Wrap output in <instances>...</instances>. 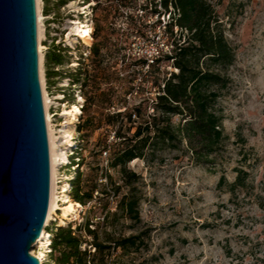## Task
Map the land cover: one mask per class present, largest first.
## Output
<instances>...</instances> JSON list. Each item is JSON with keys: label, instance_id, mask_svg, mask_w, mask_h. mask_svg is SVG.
<instances>
[{"label": "rangeland", "instance_id": "374dc122", "mask_svg": "<svg viewBox=\"0 0 264 264\" xmlns=\"http://www.w3.org/2000/svg\"><path fill=\"white\" fill-rule=\"evenodd\" d=\"M149 1L102 0L95 12L99 53L81 85L86 104L79 121L86 127L81 131L76 128L84 140L79 151L84 160L80 184L83 191L93 189V198L73 220H77L76 225L86 219L93 221V226L98 224L101 238L104 232L113 237L139 235L140 251L121 255L118 249L111 253V260L125 264L145 259L155 264H264V0H207L235 53L234 63L227 70L231 83L218 100L224 133L229 137L220 158L227 181L234 180L235 167L248 172L245 186L233 191L227 186L217 187L220 170H207L178 150L158 151L153 160L128 162L126 169L135 178H125L119 167L109 166L120 141L129 139L142 120L130 114L140 106L142 114L158 115L154 103L161 83L169 72L176 71L165 61L157 72L143 75L126 67L125 76H117L118 55L113 44L125 37L108 26V19L121 13L118 3L130 8ZM44 4L50 10V0H44ZM53 43L42 50L44 71ZM69 54L62 52L63 63L53 67L57 75L50 78V83L46 80L55 91L65 76L77 74L68 69ZM134 74L141 81L133 84ZM75 81L79 86L81 81ZM119 110L123 117L109 121L108 116ZM173 122L178 118L173 117ZM115 132L124 138H118ZM238 134L246 140L244 146L236 141ZM105 149L107 155L103 156ZM130 189L139 197L137 222L112 217L118 200ZM54 224L49 223L51 230ZM45 260L54 264L50 257Z\"/></svg>", "mask_w": 264, "mask_h": 264}, {"label": "trees", "instance_id": "16d2710c", "mask_svg": "<svg viewBox=\"0 0 264 264\" xmlns=\"http://www.w3.org/2000/svg\"><path fill=\"white\" fill-rule=\"evenodd\" d=\"M161 2L164 7L171 5L178 12L175 22L179 28L187 31V34L183 35L184 41L181 42L182 32L174 35L171 26L167 27L176 49L174 54L166 59L172 60L171 66L176 71L169 72L168 77L161 83L163 86L161 93L156 96L154 103V110L159 114H142L138 106L130 115L139 116L142 120L135 126L131 137L125 139L115 132L118 138L124 139L118 144L119 147L109 166L119 167L125 178H135L136 175L126 169L128 162L146 158L153 160L158 151L178 150L207 170L213 172L220 170L217 187L227 186L230 191L243 187L248 172L242 167H235L233 168L235 178L228 182L220 162L229 137L224 133L223 115L218 107V100L231 83L227 70L234 63V50L225 40L222 23L207 0H161ZM97 30L96 26V34ZM93 49L97 55L98 48L95 44ZM57 50L52 47L46 55L45 75L48 82L51 77L57 75L53 67L63 63L62 55ZM130 115L128 120L131 121ZM108 117L111 121L123 116L116 113ZM173 117L178 118L177 123L173 122ZM83 127H86L85 123L76 125L78 131ZM236 141L242 146L246 143L240 134ZM117 191L118 187L116 193ZM69 197L81 205L93 198V189L83 191L80 173L70 182ZM138 206L139 197L136 190L130 189L118 200L117 211L112 213V217L137 222L140 220ZM92 224L90 219H86L82 224H75L74 229L72 223L52 230L50 260L54 264H125L115 259L111 260V253L118 249L121 255L140 251L142 240L139 235L113 237L111 233L104 232V237L101 238L98 224L91 228ZM82 244H85L83 248ZM130 264L155 262L152 259H145Z\"/></svg>", "mask_w": 264, "mask_h": 264}, {"label": "water", "instance_id": "95a60500", "mask_svg": "<svg viewBox=\"0 0 264 264\" xmlns=\"http://www.w3.org/2000/svg\"><path fill=\"white\" fill-rule=\"evenodd\" d=\"M49 205L36 0H0V264H39Z\"/></svg>", "mask_w": 264, "mask_h": 264}, {"label": "built area", "instance_id": "2783aa9c", "mask_svg": "<svg viewBox=\"0 0 264 264\" xmlns=\"http://www.w3.org/2000/svg\"><path fill=\"white\" fill-rule=\"evenodd\" d=\"M101 3L102 0H50L49 10L44 4V0H40L43 34L40 42L43 44V51L46 49L47 44L49 45L55 40L53 47L58 49L57 52H60V54L63 51H67L68 54L70 53L71 61L68 63V69L73 70L74 74L77 73L74 77L65 76L63 81L58 84V90L55 91L53 87L46 84L47 79L43 68V104L45 97L50 127L55 134L58 148L63 149L66 158L64 161L56 164L58 173L55 177V184L56 196L58 198L57 203L59 204L62 203L61 199L65 185L67 182L70 184L71 180L82 171L84 164V160L79 154L84 140L80 133L77 132L76 125L80 123L79 120L86 104V97L82 92L81 85L86 82V74H88L90 68L93 66V59L96 55L93 49L96 41L94 15H96L95 12ZM75 6L79 7L75 8ZM130 8L127 5H120L118 3L117 10L122 9L121 13L117 15L114 13L109 17L107 22L108 26L119 32L120 36L125 37L123 40L114 41L113 44L114 52L118 55L117 65L119 69L117 76L119 77L125 76L127 72L124 69L126 67L136 69L145 75L153 69L159 71L165 61L172 62V60H167L166 58L174 54L176 46L173 38H171V32H168V26H171L174 35L182 32L181 42L184 41L183 35L187 34V31L179 28L175 22L178 12L171 5L164 7L161 0H150L148 4H139ZM80 30L81 34H79ZM84 30H87L85 35L82 33ZM75 79L81 81L79 86H76L79 82L75 81ZM137 80L141 81V78L139 75L136 78L134 74L131 82L134 84ZM132 92L133 90L128 95L131 96ZM58 96L59 98H57ZM71 103H76L80 109V114L77 115V119L72 126L64 123L65 121H69L66 119L67 117L61 116L62 109L68 107ZM116 113L122 114L120 110ZM69 127L73 130L72 135L69 137L72 141V146L64 145L66 137L62 138L63 130ZM113 137L111 136V139ZM102 154L106 156L107 150L105 149ZM105 165L107 166V162H105ZM67 195H69V191H67ZM82 211L83 205L77 208L74 215L78 216ZM58 214H61L60 210H57V213L52 215L49 221L50 224L55 223V228L68 226L72 223L76 224L77 220H73V217L60 224ZM73 226L74 229L75 225ZM51 227L53 228V226L48 224V226H44L43 230L49 231V235H51ZM90 227L94 228L93 225ZM50 244L49 242L46 245L48 251L45 252L43 264H49L45 258L49 257L51 251Z\"/></svg>", "mask_w": 264, "mask_h": 264}, {"label": "bare ground", "instance_id": "6f19581e", "mask_svg": "<svg viewBox=\"0 0 264 264\" xmlns=\"http://www.w3.org/2000/svg\"><path fill=\"white\" fill-rule=\"evenodd\" d=\"M79 6H75V8H78ZM36 11H37V49H38V58H39V77L41 81V87L43 90V60L44 56L42 53L43 50V44L40 42L41 38L43 36L42 34V27H41V13H40V0H36ZM84 35L87 33V30H84L82 32ZM81 34V30L79 32ZM44 96V91H43ZM59 98V96L57 97ZM72 105V107H71ZM68 107H64L62 109L61 116L67 117L69 121H65V124L73 125L75 120L77 119V115L80 114V109L77 106L76 103H71ZM44 110H45V116L47 121V128H48V142H49V154H50V205L47 215V220L45 221V226H48L49 221L51 220L52 215L57 213V210H60V224H63L65 220H70L74 214L77 211V208L81 206V204L77 201L72 200L69 195H67V191L70 189V184L67 182L65 185V189L63 191V197L61 199V204L57 203V196H56V182L55 177L57 175V168L56 164L60 161H64L65 158V152H63V149L58 148V144L56 142V137L53 132V130L50 127L49 123V116L47 111V105L45 102L44 97ZM72 128L69 127L68 129L63 130L62 138H65L66 143L64 145L72 146V141L69 139V137L72 135ZM62 144V145H63ZM61 146V144H59ZM134 162L137 161V159L133 160ZM51 243V235H49V231L43 230L41 233L40 238L36 241L35 248L32 249L31 255L37 258L39 264H43L45 252L48 251L46 245L48 243ZM49 246V245H48Z\"/></svg>", "mask_w": 264, "mask_h": 264}]
</instances>
